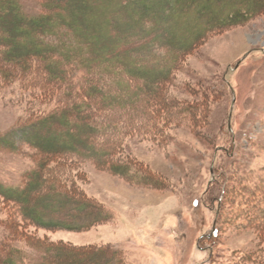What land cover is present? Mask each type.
Segmentation results:
<instances>
[{"label":"rangeland","instance_id":"1","mask_svg":"<svg viewBox=\"0 0 264 264\" xmlns=\"http://www.w3.org/2000/svg\"><path fill=\"white\" fill-rule=\"evenodd\" d=\"M197 1L193 11L205 14V20L218 18L226 9L222 0ZM38 4L21 1L29 15L38 12ZM232 4L228 9H244L246 15L259 12L243 25L209 34L185 55L180 69L163 86L165 96L178 104L176 111L184 106L197 111L194 119L200 127L191 126L190 120L166 121L164 109H159L155 110L158 134L124 129L114 157L147 170L151 185L139 184L146 180L136 173L123 178L92 162L70 166L63 170L65 186L73 184L111 218L83 232L23 225L28 234L82 251L117 250L123 264H264V1ZM168 9L173 16L174 10ZM18 81L12 74L7 79L0 76V135L51 107L36 90L20 89ZM182 111L185 118L193 115ZM220 147L233 153L226 157ZM34 154L24 145L16 151L0 147V185L22 186L36 166ZM224 182L226 192L218 209L216 197ZM9 210L15 214L14 207L0 199V243L6 237L3 220ZM215 227L218 234L212 240L209 232ZM9 249L21 256L15 264L38 260L37 252L22 239L9 244ZM77 257L63 256L67 264H81Z\"/></svg>","mask_w":264,"mask_h":264},{"label":"trees","instance_id":"2","mask_svg":"<svg viewBox=\"0 0 264 264\" xmlns=\"http://www.w3.org/2000/svg\"><path fill=\"white\" fill-rule=\"evenodd\" d=\"M21 1L0 0V76L7 79L12 74L21 81L20 89L36 90L51 107L0 135L2 148L32 149L36 165L22 186L0 185V199L16 214L9 210L3 220L6 237L0 243V264L21 259L18 251L9 249L19 239L37 252L38 260L31 264H67L65 254L78 256L81 264H110V258L123 264L117 250L82 251L51 244L28 234L23 225L83 232L109 221L103 206L73 184L65 186L63 170L78 163L92 162L123 178L136 173L146 180L139 184L151 185L147 170L114 157L125 130L158 134L159 109H164L166 121L190 120L191 126L200 127L194 119L197 111L184 106L182 110L193 114L185 118L182 110H175L178 104L165 96L163 86L199 42L216 30L247 23L259 9L246 15L244 9H228L234 0H222L226 9L218 18L205 20V14L193 11L200 4L197 0H36L38 12L29 15ZM203 5L208 12V4ZM163 12L169 15L164 17ZM225 149L219 151L229 157L233 152ZM223 184L216 197L218 209L226 192ZM209 234L216 239L217 227Z\"/></svg>","mask_w":264,"mask_h":264},{"label":"water","instance_id":"3","mask_svg":"<svg viewBox=\"0 0 264 264\" xmlns=\"http://www.w3.org/2000/svg\"><path fill=\"white\" fill-rule=\"evenodd\" d=\"M229 118H230V116H229ZM228 128H229V123H228Z\"/></svg>","mask_w":264,"mask_h":264}]
</instances>
